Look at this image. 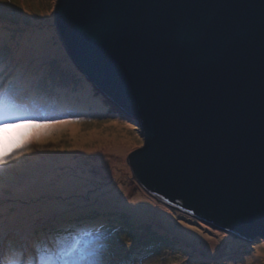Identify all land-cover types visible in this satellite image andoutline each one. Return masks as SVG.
<instances>
[{
  "label": "water",
  "instance_id": "1",
  "mask_svg": "<svg viewBox=\"0 0 264 264\" xmlns=\"http://www.w3.org/2000/svg\"><path fill=\"white\" fill-rule=\"evenodd\" d=\"M95 15L112 22L99 40ZM54 20L75 68L139 119L126 160L143 187L264 234V0H57Z\"/></svg>",
  "mask_w": 264,
  "mask_h": 264
},
{
  "label": "rangeland",
  "instance_id": "2",
  "mask_svg": "<svg viewBox=\"0 0 264 264\" xmlns=\"http://www.w3.org/2000/svg\"><path fill=\"white\" fill-rule=\"evenodd\" d=\"M56 1L53 3V0H15V2L0 0V36L5 37L0 39V59H2L0 73H3L0 79H4L7 83L25 67L23 53L26 50L40 49L44 44L57 47V54L46 55L50 59L42 80L44 91L39 96L36 95L25 101L31 110L19 115H30L38 119L78 116L81 123L85 125V131L81 134L89 133L95 126L100 127L120 121V126L127 129L133 142L131 146H128L126 142L122 143L121 139L115 140L114 149L119 151L124 149L126 152L123 157L109 147L105 149L89 143L86 152L85 147L81 155L75 154L73 159L68 158L69 163H62V157L65 158L62 153L66 154L73 149L78 142L76 136L80 134L73 132L71 127L74 124L49 130L51 138L55 141L58 139L57 143L47 142L43 146L33 143L32 152L25 153L19 160H14L13 165L17 168V164L21 165L22 161H26L24 170L30 171L37 162H41L47 166H56L58 170L75 176L74 180L70 177L62 188L45 191L38 199L21 201L12 197L6 200L5 214L15 222L9 238L19 239L25 225L32 223L34 216L38 213L42 218L34 225L37 236L66 224L77 223V219L84 214L79 207L86 208L90 205L87 208V215L91 218L95 217V222L109 221L111 224L106 234L108 238L99 236L103 237L109 245L111 254L116 256H112V264H264L262 256L264 255V234H259L258 238L245 236L240 231L233 230L240 234L241 238H239L220 224L207 218L199 219L193 213L147 191L135 178L126 155L130 150L141 146L140 141L144 144L142 129L137 122H132L131 125L125 121L122 118L124 115L110 114L108 112L110 109L103 104L102 99L97 98L98 104L95 107L88 101L97 97L98 94H94L91 85L76 72L62 45L54 20ZM41 33L46 34L43 35L45 42L37 39V34ZM61 50L64 52L61 53ZM30 67L43 71L41 65L33 64ZM47 76L56 81L51 87H48ZM63 89L67 92L65 104L60 102ZM78 91L82 93L83 98L70 99L69 93ZM69 100L76 103L73 105L70 101L68 105ZM99 107L109 110L104 109L105 112L99 113ZM129 125L131 127H128ZM23 131L26 130L9 127L0 137L12 139ZM88 135L98 140L106 137L105 133H99V131ZM85 138L87 140V135ZM78 160L81 161L80 164H77ZM107 160H111L112 164H107ZM77 173L79 176H76ZM98 173L103 175L99 176ZM98 177L103 178L97 179ZM96 179L98 182L95 181ZM89 184L91 186L88 188ZM110 185L125 188L127 201H132L138 193H143L154 205L165 208L173 222L148 219L136 213L133 214L129 207L122 208L121 203L104 196V188ZM101 194L104 196L105 205L101 201ZM101 203L103 205H100ZM151 206L154 208L153 205ZM174 228L182 236L176 235ZM184 228L195 229V231L189 237L184 233ZM166 233L170 234V238L163 236ZM257 252L261 254L258 255ZM115 253H122V257L121 254ZM237 254L240 256L238 257Z\"/></svg>",
  "mask_w": 264,
  "mask_h": 264
},
{
  "label": "snow or ice",
  "instance_id": "3",
  "mask_svg": "<svg viewBox=\"0 0 264 264\" xmlns=\"http://www.w3.org/2000/svg\"><path fill=\"white\" fill-rule=\"evenodd\" d=\"M111 27L112 22L101 15L87 17L82 23V29L92 40L101 39ZM3 38L0 36V39ZM23 57L26 65L15 74L14 79L7 83L0 79V133L9 127L26 130L12 139L0 137V264H112L110 247L98 235L102 224L96 228L92 222L82 221L37 236L34 225L42 218L38 213L32 223L25 225L19 239L9 238L15 222L5 214L6 200L12 197L21 201L38 199L41 193L62 188L70 179L56 166L37 162L32 170L24 171L16 168L13 161L31 153L33 143L41 146L47 143L51 138L49 130L82 122L78 116L38 119L19 115L31 110L25 101L44 91L42 80L45 72L37 71L30 65L46 66L50 59L38 48L26 50ZM54 83V79H48V87Z\"/></svg>",
  "mask_w": 264,
  "mask_h": 264
},
{
  "label": "bare ground",
  "instance_id": "4",
  "mask_svg": "<svg viewBox=\"0 0 264 264\" xmlns=\"http://www.w3.org/2000/svg\"><path fill=\"white\" fill-rule=\"evenodd\" d=\"M43 35H46V34H42V33L37 34V39L45 42L46 39L43 38ZM49 35H47V36H49ZM49 38H50V36H49ZM56 49H57V47H52V46L44 44L43 47L40 48L39 50H41L46 55H54V54H57ZM63 52L64 51L61 50V53H63ZM48 63L46 66H41L43 71H46ZM49 78L50 77L47 76V80ZM68 83H70V81ZM65 95L67 96V92L63 89V91L61 93V97H65ZM69 96H70V99H79L80 100L83 98V95L80 91L75 92V93L74 92L69 93ZM116 109L117 108H115V110ZM120 124H121V122L117 121V122H115V124H107V125L104 124L100 127L95 126L92 129V131H90L89 133H85V134H81L83 131H85V125L84 124L79 123V124L72 125L71 128H72L73 132L75 134H80V135L76 136L78 142L73 147V149L68 151L66 154L62 153L63 155H65V158L62 157V163L63 162L69 163L70 161L68 160V158L73 159L75 157L74 156L75 154L81 155L80 153L84 152L83 149L85 147H86V149H85V152H86L87 146L89 145V143H91V145L96 144V146L101 147V148L107 149V147H109L110 149L115 150L114 146H113L115 140L121 139L122 143L126 142L128 146H131L132 145L131 142H133V140L129 137L127 129H124L123 127H121ZM97 131H99V133H105L106 137H104L102 139L99 138L100 140H98L95 137L92 138V137H90V135H88V134H94V132H97ZM81 135H82V138H80ZM86 135H87V140L85 138ZM88 137H90V138H88ZM57 141H58V139H56V141H55L52 138H50L48 140V142H53V143H57ZM88 150H90V148ZM115 151L122 154V157L126 153L124 149H122L121 151H119V150H115ZM38 156L42 157V155H40V154H38ZM50 158L52 159L55 157H50ZM80 163H81V161L78 160L77 164H80ZM99 163H103V162H99ZM107 164H112V161L107 160ZM28 169H32V168H28ZM98 174H99V176L103 175L102 173H98ZM76 176H79V173H77ZM69 177H71V180H74L75 176L69 175ZM102 178L103 177H98L97 179H102ZM97 179L95 180L96 182H98ZM77 180H78V178H77ZM90 186L91 185L89 184L88 188ZM125 192H126L125 188H122L121 186L110 185L109 187L104 188V196L105 197L112 198L114 202L118 201L119 203H121V205L123 207H125V208L129 207L130 209H132V211L134 213H136L142 217H145L148 219L151 218V219L160 220V221L165 220V221H168L170 223L173 222L172 220H170L171 219L170 213L165 208L154 205L153 202L148 200L144 196L143 193H138L137 197H135L132 201H127V199H125ZM102 202H103V204L105 203V201H102ZM103 204L101 203L100 205H103ZM151 205H153L154 208H152ZM72 222H73V220H72ZM107 224H110V222L107 221ZM183 231L187 236L191 237V235H192L193 231H195V229L184 228ZM176 234L179 235L181 233H179L177 231ZM181 236H182V234H181ZM184 237H186V236H184ZM257 254L260 255L261 253L257 252ZM237 256L239 257L240 255L237 254ZM262 256L264 258V255H262Z\"/></svg>",
  "mask_w": 264,
  "mask_h": 264
},
{
  "label": "clouds",
  "instance_id": "5",
  "mask_svg": "<svg viewBox=\"0 0 264 264\" xmlns=\"http://www.w3.org/2000/svg\"><path fill=\"white\" fill-rule=\"evenodd\" d=\"M63 45V44H62ZM65 49V48H64ZM67 53V52H66ZM68 55V54H67ZM68 57H69V55H68ZM69 59H70V57H69ZM71 60V59H70ZM72 62V61H71ZM90 85H91V87H92V89H93V93L94 94H98L99 96H100V99H102V101H103V103L104 104H106L108 107L107 108H109V109H106V108H104V109H106V111L107 110H109L108 112L109 113H112V114H115V115H124V116H122V118L125 120V121H129V122H133V123H136L137 122V125L141 128V126H140V121L139 120H136V118L135 117H133L130 113H128V112H126L125 110H124V108H120V107H118L114 102H112V100L111 99H109V98H107V97H105L103 94H100L99 92H98V90H96V89H94V87H93V85L91 84V83H89ZM98 98V97H97ZM96 98V99H97ZM115 108H117L116 110H115ZM104 109H101L100 107H99V110H104ZM142 129V128H141ZM141 132H142V130H141ZM144 139V138H143ZM222 229H224V228H222ZM230 233V232H229ZM231 234H233V235H235V236H237V237H239V238H241V236H240V234L239 233H236V232H231ZM242 240L245 242V241H247V240H245V239H243L242 238ZM247 244H249V242L247 241Z\"/></svg>",
  "mask_w": 264,
  "mask_h": 264
},
{
  "label": "trees",
  "instance_id": "6",
  "mask_svg": "<svg viewBox=\"0 0 264 264\" xmlns=\"http://www.w3.org/2000/svg\"><path fill=\"white\" fill-rule=\"evenodd\" d=\"M3 74V73H2ZM83 77V76H82ZM1 78V77H0ZM81 91V90H80ZM62 93V92H61ZM70 93H73V92H70ZM39 96V95H38ZM98 97V99H100V96L98 95L97 96ZM97 97H94L93 99H87L89 102H93V103H95L98 99H96ZM66 96L65 97H61L60 98V102L61 103H63V104H65L67 101H66ZM70 101H72V103H73V105H74V103H76L75 101H73V100H69V103H68V105H70ZM78 105H80V103H77ZM104 104V103H103ZM106 107H108L106 104H104ZM107 109V108H106ZM76 111V110H75ZM101 112H105L104 110H99V113H101ZM110 114H112V113H110ZM112 115H115V114H112ZM128 123H130L131 125H132V122H129V121H127ZM126 122V123H127ZM25 164H27V162L26 161H22V164L21 165H19V164H17V168L18 169H20V170H24V167L26 166ZM25 171V170H24ZM100 197L102 198L101 200L102 201H105V199H104V196L101 194L100 195ZM85 216V214H82L81 215V217L80 218H78L77 220H79V219H81V218H83ZM163 236H165V238H170V234L168 233L167 235H163ZM171 242H173V241H171ZM174 243V242H173ZM244 247H245V245H244Z\"/></svg>",
  "mask_w": 264,
  "mask_h": 264
}]
</instances>
